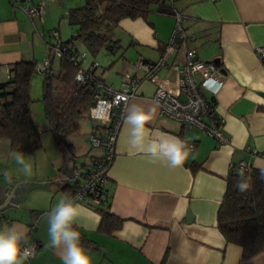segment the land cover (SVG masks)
I'll use <instances>...</instances> for the list:
<instances>
[{"label": "crops", "instance_id": "1", "mask_svg": "<svg viewBox=\"0 0 264 264\" xmlns=\"http://www.w3.org/2000/svg\"><path fill=\"white\" fill-rule=\"evenodd\" d=\"M162 1L151 4L146 19L125 17L108 28L109 36L117 41L116 47L100 50L97 54H105H96L101 56L100 61L91 54L92 58L87 57L83 65L97 61L96 77L113 88L120 87L124 72L141 77L137 62L160 59L170 44L176 23L174 14L182 13L183 30L193 38L184 42L178 37L174 39L173 52L157 77L175 80L177 74L169 65L183 64L189 51L195 58L214 62L218 59L223 84L214 95L215 108L223 119V133L230 141L219 145L199 128L186 129L178 120L160 114L153 100L155 84L141 79L126 113L133 103L145 110L154 109L146 126L149 138L178 136L194 150L183 167L171 168L165 161L152 162L147 155L128 147V129L122 120L108 171V210L121 219V225L110 231L101 230L98 209L79 203L82 226L78 230L93 246L89 248L93 264H264V250L244 258L242 247L228 242L217 226V209L230 165L242 161L253 167L258 155H251V150L256 149L257 140H264V63L255 52L256 47L264 46V0ZM84 2L76 3L81 6ZM38 3L44 6L41 22L29 19L11 0H0V82L9 79L14 62L33 61L38 67L47 55L51 58L47 46L49 31H59V18L66 20L68 9L76 7L69 0L30 1ZM79 43L82 50L88 51ZM30 96L31 115L42 148L33 154L24 153L33 164V175L27 177L10 159L8 140L0 139V201L15 180L60 176L65 181L63 186H69L62 171L65 165L73 167L72 161L63 154L49 130L43 102L35 103L32 97L31 82ZM94 124L92 120V129ZM71 144L75 165L78 155H84L82 164H78L82 166L101 155V150L91 147L87 140L82 151ZM63 186L53 187V182L21 183L10 203L0 209V229L15 225L26 233L28 243L37 246L35 256L25 264H62L57 251L46 247V213L67 196L70 189Z\"/></svg>", "mask_w": 264, "mask_h": 264}, {"label": "trees", "instance_id": "2", "mask_svg": "<svg viewBox=\"0 0 264 264\" xmlns=\"http://www.w3.org/2000/svg\"><path fill=\"white\" fill-rule=\"evenodd\" d=\"M162 0H85L81 6L68 9L65 19L75 27L72 40H77L96 55L103 48H115L117 41L108 34V28L121 18L142 17L146 19L151 4ZM163 2V1H162ZM72 41L65 43L71 48ZM59 70L53 72V56L42 78L44 114L49 130L54 135L64 155L74 166V147L65 141L83 110L92 104V82L80 86L75 75L77 66L62 56ZM220 66L219 62H216ZM37 73L33 61L11 64L10 77L0 82V139L9 142L10 151L33 154L42 148L40 134L31 115L30 82ZM249 179L250 190L240 193L235 187L240 170H231L226 177V188L217 209V226L228 242L242 247V256L251 257L264 250V181L258 171L249 166L243 170ZM65 190H71L68 185ZM98 209L99 228L104 231L116 229L121 219L108 210V201ZM84 247L93 248L81 233Z\"/></svg>", "mask_w": 264, "mask_h": 264}, {"label": "built area", "instance_id": "3", "mask_svg": "<svg viewBox=\"0 0 264 264\" xmlns=\"http://www.w3.org/2000/svg\"><path fill=\"white\" fill-rule=\"evenodd\" d=\"M30 1L11 0L12 4H17L22 8L29 19L41 22L44 16L43 3L30 4ZM164 1L172 2L173 0ZM174 15L176 23L170 44L160 59L155 62L139 59L136 66L142 76L137 77L124 72L119 88H113L96 77L95 71L99 65L97 61L93 60L86 66L83 65L88 57V51L68 46L62 40L57 29L49 31L47 46L53 57L66 56L78 67L75 79L80 86L88 82L93 83L92 104L88 107V113L95 124L88 136L87 143L91 147L99 148L101 155L86 166L74 164L71 177L67 181L71 187L67 196L81 194L83 199L77 203L100 208L108 201V171L115 154V141L126 114L127 104L134 97L136 87L141 79H147L155 84L153 100L157 104L160 114L178 120L186 129L199 128L214 137L219 145L229 143L230 138L222 130L223 119L217 114L215 108L214 95L223 84L216 62L195 58L189 51L183 64L172 63L169 65L177 74L175 80L157 77L158 71L162 67H166L168 56L173 52L174 39L178 37L184 42L193 38V35H186L183 30L181 21L184 15L182 13ZM255 52L260 61L264 63V46L256 47ZM49 66L50 55H47L43 59L42 65L36 66V71L43 74ZM204 92H208L209 96ZM259 154L256 149L251 150V155ZM249 166L248 163L241 161L231 164L230 170H246ZM28 245H34L36 251V244L28 243Z\"/></svg>", "mask_w": 264, "mask_h": 264}, {"label": "clouds", "instance_id": "4", "mask_svg": "<svg viewBox=\"0 0 264 264\" xmlns=\"http://www.w3.org/2000/svg\"><path fill=\"white\" fill-rule=\"evenodd\" d=\"M153 112L154 109L145 110L142 105L135 103L128 106L123 117V124L128 129V147L147 155L152 162L165 161L171 168L183 167L194 149L189 148L178 136L149 138L146 126L150 123ZM256 151L264 153V140H257ZM9 157L25 176L33 175V164L25 159L24 153L13 150ZM252 166L257 169L258 178L264 181V155H258ZM8 179L11 182V177ZM235 187L240 193L250 190L251 185L243 169L238 173ZM81 199L83 196L79 193L62 197L46 213L49 237L46 247L57 251L62 264H93L91 250L84 247L78 230L82 226L79 211L82 206L77 201ZM34 254L35 246L28 245L24 231L15 225L0 229V264H25Z\"/></svg>", "mask_w": 264, "mask_h": 264}, {"label": "rangeland", "instance_id": "5", "mask_svg": "<svg viewBox=\"0 0 264 264\" xmlns=\"http://www.w3.org/2000/svg\"><path fill=\"white\" fill-rule=\"evenodd\" d=\"M63 1L65 3L67 0H63ZM77 1L78 0H69L70 4H72V6H78L77 5L78 3H76ZM58 22H59V27L58 28H59V31L61 33L62 40L64 42L70 40V41H72L71 43H72L73 46H75V48L78 47L77 49L82 50V46L80 45V43L77 40H72V36L74 35V32H75V27L71 26L62 17L59 18L57 23ZM55 28H57V27H55ZM97 55H105V54L102 52V54H97ZM97 55L94 56L95 57L94 60H99L100 61L101 56L97 57ZM90 56L92 58L91 53L88 54V59H90L89 58ZM52 64H53V66H52L53 72L56 73L59 70L60 59L54 57ZM102 65L106 66V64H104V63H102ZM42 78H43V75L41 73H35L32 76V81H31V84H32V97H33L35 103H40L41 105H42V100H41V97H42V88H41ZM91 124H92V119L89 117L88 110L85 109V110H83L81 117L76 120V123L72 127L71 132L67 135L65 141L67 143H72L73 142L77 146V148H79L81 151L85 150L86 146L84 144V141L88 140L89 132L92 129L91 128L92 127ZM84 153H85V151H84ZM83 158H84L83 154L78 155L76 157L75 160H76L77 165L78 164H82Z\"/></svg>", "mask_w": 264, "mask_h": 264}, {"label": "water", "instance_id": "6", "mask_svg": "<svg viewBox=\"0 0 264 264\" xmlns=\"http://www.w3.org/2000/svg\"><path fill=\"white\" fill-rule=\"evenodd\" d=\"M215 61L217 62L218 59H215ZM72 172H73V167L72 166H69V165H65L64 166L62 174L65 176V179L67 181H69L68 178L71 177ZM50 182H53V187L57 186L59 188L65 184V181L60 179V176L52 177V178H46V179H39V180H35L33 178H29L27 180L21 179V180H15V181L11 182L12 185L9 186V188L7 189V191L5 193L4 198L0 201V209L4 205H6V203H10L9 202L10 198L13 195V192H14L15 188L17 186H19V184L23 183V184H31V185H44V184H49ZM187 217H188V219L191 218L189 213H187Z\"/></svg>", "mask_w": 264, "mask_h": 264}]
</instances>
